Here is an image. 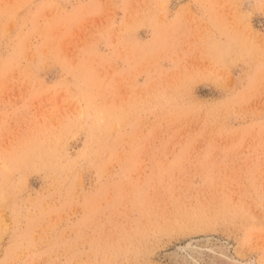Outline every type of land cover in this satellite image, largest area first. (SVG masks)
Instances as JSON below:
<instances>
[{
  "label": "rangeland",
  "instance_id": "1",
  "mask_svg": "<svg viewBox=\"0 0 264 264\" xmlns=\"http://www.w3.org/2000/svg\"><path fill=\"white\" fill-rule=\"evenodd\" d=\"M0 264H264V0H0Z\"/></svg>",
  "mask_w": 264,
  "mask_h": 264
}]
</instances>
